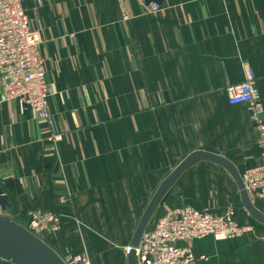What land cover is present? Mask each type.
Wrapping results in <instances>:
<instances>
[{
    "label": "crops",
    "instance_id": "obj_1",
    "mask_svg": "<svg viewBox=\"0 0 264 264\" xmlns=\"http://www.w3.org/2000/svg\"><path fill=\"white\" fill-rule=\"evenodd\" d=\"M162 1L157 14L146 15L131 0L129 22L116 0L24 4L42 34L50 112L64 139L47 145L46 120L0 100V186L14 221L24 225L37 210L63 218L62 232L46 241L60 256L128 264L125 249L144 214L186 158L214 150L240 175L259 162L248 108L231 106L227 91L250 69L264 104V0ZM240 204L232 173L200 161L146 228L168 209L223 214L234 207L253 233L197 241V264H264V225ZM254 206L264 217V201Z\"/></svg>",
    "mask_w": 264,
    "mask_h": 264
},
{
    "label": "built area",
    "instance_id": "obj_2",
    "mask_svg": "<svg viewBox=\"0 0 264 264\" xmlns=\"http://www.w3.org/2000/svg\"><path fill=\"white\" fill-rule=\"evenodd\" d=\"M28 0H0V100L18 103L22 109L33 112L39 120L48 123L51 134L47 145L56 147L64 136L55 132V121L50 112L53 96L48 79L47 61L41 54L42 34L35 29L24 4ZM131 0H116L122 19L129 22L132 15L127 8ZM146 15L157 14L161 7L147 6L140 0ZM252 70L245 81L228 89L231 106L245 105L258 137L259 162L242 175L244 191L255 205L264 201V104L256 86ZM4 213L0 210V215ZM63 218L55 212H30L23 225L36 238L46 242L58 236L63 229ZM254 231L253 226L237 221L234 207L223 214L199 210L192 206L168 209L153 229H145L136 250L137 264H197L194 244L211 237L215 241L236 240ZM47 243V242H46ZM131 248L125 249L128 256ZM65 264H92L84 254L70 252L61 256ZM205 259V258H203Z\"/></svg>",
    "mask_w": 264,
    "mask_h": 264
},
{
    "label": "water",
    "instance_id": "obj_3",
    "mask_svg": "<svg viewBox=\"0 0 264 264\" xmlns=\"http://www.w3.org/2000/svg\"><path fill=\"white\" fill-rule=\"evenodd\" d=\"M145 4L162 5V0H145ZM1 91V90H0ZM209 161L227 168L235 178L241 191V204L249 215L259 224L264 225V217L256 210L244 191L241 175L235 166L214 150H205L189 156L178 168L162 183L155 197L144 214L136 234L133 235L131 251L128 254V264H137L136 248L139 245L142 233L147 227L153 213L169 199L172 189L179 177L197 162ZM0 186V259L10 264H65L62 257L46 242L31 234L22 224L14 221L6 213L12 208L6 192Z\"/></svg>",
    "mask_w": 264,
    "mask_h": 264
},
{
    "label": "rangeland",
    "instance_id": "obj_4",
    "mask_svg": "<svg viewBox=\"0 0 264 264\" xmlns=\"http://www.w3.org/2000/svg\"><path fill=\"white\" fill-rule=\"evenodd\" d=\"M161 208V207H160ZM159 209V208H158ZM157 209V210H158ZM157 210L153 213V215L152 216H154V215H157L158 214V212H157ZM157 212V213H156ZM152 218V217H151ZM133 240V239H132ZM132 240H131V243H132Z\"/></svg>",
    "mask_w": 264,
    "mask_h": 264
}]
</instances>
